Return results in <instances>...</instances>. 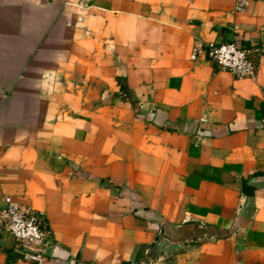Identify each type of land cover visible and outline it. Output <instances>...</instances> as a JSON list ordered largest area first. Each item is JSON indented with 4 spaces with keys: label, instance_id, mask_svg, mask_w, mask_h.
Segmentation results:
<instances>
[{
    "label": "crops",
    "instance_id": "0c3cea01",
    "mask_svg": "<svg viewBox=\"0 0 264 264\" xmlns=\"http://www.w3.org/2000/svg\"><path fill=\"white\" fill-rule=\"evenodd\" d=\"M234 4L0 0V204L45 213L43 264H264V0ZM232 40L255 80L190 58ZM0 264H34L2 230Z\"/></svg>",
    "mask_w": 264,
    "mask_h": 264
},
{
    "label": "built area",
    "instance_id": "2783aa9c",
    "mask_svg": "<svg viewBox=\"0 0 264 264\" xmlns=\"http://www.w3.org/2000/svg\"><path fill=\"white\" fill-rule=\"evenodd\" d=\"M252 0H235L234 9L245 13ZM262 48L245 46L237 40L197 43L190 55L198 60L207 54L220 69L240 79L255 80L259 70ZM0 230L11 234L17 241L22 259L43 264L44 249L54 242L52 230L45 223V213L23 205L11 195L3 197L0 204Z\"/></svg>",
    "mask_w": 264,
    "mask_h": 264
},
{
    "label": "trees",
    "instance_id": "16d2710c",
    "mask_svg": "<svg viewBox=\"0 0 264 264\" xmlns=\"http://www.w3.org/2000/svg\"><path fill=\"white\" fill-rule=\"evenodd\" d=\"M119 84L121 86L122 94L125 98H128L133 105L137 106V100L134 98L133 93L131 89L129 88V85L126 81H124L121 77H118Z\"/></svg>",
    "mask_w": 264,
    "mask_h": 264
},
{
    "label": "water",
    "instance_id": "95a60500",
    "mask_svg": "<svg viewBox=\"0 0 264 264\" xmlns=\"http://www.w3.org/2000/svg\"><path fill=\"white\" fill-rule=\"evenodd\" d=\"M179 247L178 244H171L168 240L164 239L162 241L159 242L158 244V251H168L169 249H174Z\"/></svg>",
    "mask_w": 264,
    "mask_h": 264
}]
</instances>
